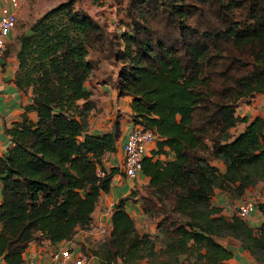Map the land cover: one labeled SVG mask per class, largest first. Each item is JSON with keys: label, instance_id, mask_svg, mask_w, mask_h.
Returning <instances> with one entry per match:
<instances>
[{"label": "trees", "instance_id": "trees-1", "mask_svg": "<svg viewBox=\"0 0 264 264\" xmlns=\"http://www.w3.org/2000/svg\"><path fill=\"white\" fill-rule=\"evenodd\" d=\"M123 13L126 29L109 32L65 0L17 35L15 83L31 88V102L5 129L12 144L0 155V264H20L30 241H70L86 229L118 171L104 157L116 149L120 115L109 131L87 132L94 101L85 82L100 61L91 50L120 63L117 95L131 96V121L158 137L142 159L149 180L139 197L158 231H137L125 209L133 189L88 255L98 264H228L221 238L231 236L264 263V221L254 232L211 203L215 187L232 200L264 181V116L236 113L240 99L264 91V0H126ZM166 148L174 157L161 160Z\"/></svg>", "mask_w": 264, "mask_h": 264}, {"label": "crops", "instance_id": "crops-1", "mask_svg": "<svg viewBox=\"0 0 264 264\" xmlns=\"http://www.w3.org/2000/svg\"><path fill=\"white\" fill-rule=\"evenodd\" d=\"M7 3L8 0H0V7ZM14 38L15 35L11 30L6 37L5 50L0 55V155L4 154L12 144L10 135L6 133L5 129L12 127L15 121L21 119L25 112V106L31 102V88H19L15 83L17 74L16 51L19 48V43H14ZM85 88L91 91L89 98L94 101V107L87 114V132L101 134L109 131L117 115L121 114L119 119L120 134L115 143L116 149L107 153L104 157L106 168L116 166L118 171L111 178L109 190L100 193L91 214V221L86 229L77 230L70 241H60L52 244L49 240L42 239L41 241L33 240L29 242L22 256L34 257L36 264H46L50 253L56 247L67 245L71 249L77 250L80 247L78 245L80 242L90 248L91 245L101 241L111 229L110 215L118 198L129 193L131 189H135L134 185L136 183L142 186L140 188H146L149 180V177L143 174L142 171L139 172L134 180H131L123 172V141L127 132L134 125L130 119L131 109L129 102L131 96H118L116 89L106 82H97L92 86L86 81ZM81 101H84V99H81ZM101 106V110L100 108L95 109V107ZM236 113L240 117L247 116L248 119L256 115L264 116V91L255 92L252 96L240 99L236 106ZM27 114L33 121L36 120L35 111L29 110ZM239 123H241V126L236 130L237 132L242 130L245 125L243 121ZM157 139L158 137L148 145L146 155H151V151L156 148ZM166 149V154L161 153L158 156L161 160L174 157V153L168 148ZM211 163L218 166L220 171L223 172L225 170V164L221 160L214 159ZM257 194L258 197L262 195L261 202L264 203V181H259L255 185L247 187L239 198L234 199L238 201L236 208L245 199L255 200V195ZM1 198L0 184V201ZM211 203L213 206L220 208V214L222 215L226 216L234 213L227 194L217 187L214 188ZM125 209L133 219L136 218L137 222L139 220H147V217L142 214L141 200L138 194L133 199L126 200ZM244 219L256 232L264 221V213L255 206ZM137 222L135 226H137ZM144 230L151 232L152 227L149 229L144 227ZM221 242L232 251V257L228 260V264H264L261 261H257L249 250L240 245L238 239L228 236L221 238ZM87 264H98L97 257L92 256ZM117 264L124 263L118 260Z\"/></svg>", "mask_w": 264, "mask_h": 264}, {"label": "rangeland", "instance_id": "rangeland-1", "mask_svg": "<svg viewBox=\"0 0 264 264\" xmlns=\"http://www.w3.org/2000/svg\"><path fill=\"white\" fill-rule=\"evenodd\" d=\"M65 0H20L21 4L17 11V20L15 23L14 28L12 29L13 34L15 35V38L13 40L14 43H18L17 41V35L21 32H26L29 29V25L31 22H33L38 16L43 14L46 10L54 7L60 2H63ZM126 0H98V3H93L91 0H75V5L83 8L91 17H93L96 21H98L99 24L103 25L104 28L109 32H120L126 29V22L127 19L124 16L123 13V6L125 5ZM99 54L95 51H89L88 59H90L92 62L99 61L98 64H93L91 71H90V77L87 79L88 83L93 86V84L97 82H106L113 86V82L116 78V73L119 71L120 63L115 61L113 58H106V59H99ZM80 102H82L80 100ZM101 107H95V109ZM121 115V114H119ZM234 128V131L241 126V123L237 124ZM244 128V127H243ZM134 180V179H131ZM135 190L136 194L141 196V194L145 193V188L142 187L140 184L136 183ZM142 189V190H141ZM133 190V189H131ZM255 203L262 201V195L258 197V194L255 195ZM239 200V199H238ZM232 212L230 215H224L227 218H230L235 214L236 212V205L238 203L237 200H230ZM255 205V206H256ZM141 211L142 214L147 217V220H139L136 221V218L133 219L134 225L137 226L136 229L139 233H149L152 237H155L157 235V219L150 217L146 212H144L142 205H141ZM220 213V212H219ZM144 227L149 229L152 227L151 232L145 231ZM81 245V242L78 244ZM84 248L88 250L85 244ZM63 247L67 245H62ZM61 246V247H62ZM81 248V246H80ZM2 261H0L1 263Z\"/></svg>", "mask_w": 264, "mask_h": 264}, {"label": "built area", "instance_id": "built-area-1", "mask_svg": "<svg viewBox=\"0 0 264 264\" xmlns=\"http://www.w3.org/2000/svg\"><path fill=\"white\" fill-rule=\"evenodd\" d=\"M20 4V0H8L7 4L0 7V55L5 50L7 35L15 26ZM156 138L157 135L151 129L139 124H134L127 132L123 141V172L130 179L138 176L146 149ZM100 173L102 174V171ZM255 205L254 199H245L238 204L235 214L245 218ZM88 254L89 250L82 251L80 247L73 250L69 246H60L50 253L46 264H87L92 257ZM20 264H36V260L34 257H23Z\"/></svg>", "mask_w": 264, "mask_h": 264}]
</instances>
